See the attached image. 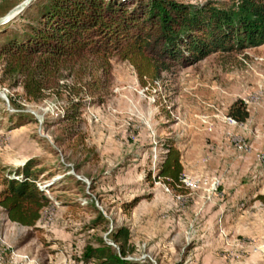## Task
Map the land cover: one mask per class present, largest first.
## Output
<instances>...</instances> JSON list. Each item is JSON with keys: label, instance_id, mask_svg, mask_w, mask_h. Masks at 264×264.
<instances>
[{"label": "rangeland", "instance_id": "374dc122", "mask_svg": "<svg viewBox=\"0 0 264 264\" xmlns=\"http://www.w3.org/2000/svg\"><path fill=\"white\" fill-rule=\"evenodd\" d=\"M22 1L0 0V16ZM101 97L81 110V143L61 145L64 101L29 102L0 82V180L33 161L49 201L32 228L0 208V264H95L86 251L117 249L120 229L135 263L264 264V45L174 64L146 86L113 58ZM236 102L243 123L229 117ZM167 141L180 155L176 190L156 178Z\"/></svg>", "mask_w": 264, "mask_h": 264}, {"label": "trees", "instance_id": "16d2710c", "mask_svg": "<svg viewBox=\"0 0 264 264\" xmlns=\"http://www.w3.org/2000/svg\"><path fill=\"white\" fill-rule=\"evenodd\" d=\"M19 16V28L9 30L12 22L0 28V82L20 88L29 102L64 101L63 116L56 122L61 145L81 143V110L102 102L113 58L128 63L146 86L174 64L191 65L215 52L264 45V0L200 5L178 0H35ZM83 95L90 98L88 103ZM229 117L237 123L247 119L241 102L234 103ZM164 149L156 178L176 190L182 186L180 155L172 141ZM33 165L28 161L0 180V208L10 222L25 228L35 226L49 203L36 182L42 171ZM127 238L125 229L112 233L117 249L101 243L86 251L84 261L143 264L126 260Z\"/></svg>", "mask_w": 264, "mask_h": 264}, {"label": "water", "instance_id": "95a60500", "mask_svg": "<svg viewBox=\"0 0 264 264\" xmlns=\"http://www.w3.org/2000/svg\"><path fill=\"white\" fill-rule=\"evenodd\" d=\"M35 0H23L0 17V28L5 27L13 18L25 11Z\"/></svg>", "mask_w": 264, "mask_h": 264}]
</instances>
